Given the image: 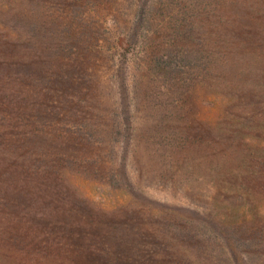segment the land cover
I'll return each instance as SVG.
<instances>
[{
  "label": "trees",
  "instance_id": "1",
  "mask_svg": "<svg viewBox=\"0 0 264 264\" xmlns=\"http://www.w3.org/2000/svg\"><path fill=\"white\" fill-rule=\"evenodd\" d=\"M139 95L163 101L175 168L205 187L194 217L160 211L180 217L177 253L264 234L240 204L264 197V0H0V264H96L102 226L140 209L80 181L109 186L108 132Z\"/></svg>",
  "mask_w": 264,
  "mask_h": 264
},
{
  "label": "rangeland",
  "instance_id": "2",
  "mask_svg": "<svg viewBox=\"0 0 264 264\" xmlns=\"http://www.w3.org/2000/svg\"><path fill=\"white\" fill-rule=\"evenodd\" d=\"M109 74L110 70H102L101 84L104 87ZM105 99L110 113L116 114L113 102L107 97ZM202 101L205 100H201L200 110L204 115L207 113V107ZM162 102L159 97L150 101L146 96L139 95L131 107L127 104L133 121L128 123L122 118L120 126L109 130L108 141L109 145L112 146V143L114 145V154L110 157L106 148L104 152L106 161L112 164V171L101 176V181L109 179V186L103 188L99 186L96 180L99 177L86 175L88 177L85 179L79 178L82 179L80 182L84 185L85 191L96 202L102 194L107 196L112 193L115 194L112 201L118 199L121 202L128 201L140 209L127 217L125 223L110 222L102 226L104 229H101L98 235L108 248L104 246L100 249L95 263L202 264L204 260L206 264H264V234L261 232L256 235V229L248 230L247 235L246 233L240 235V239L245 241L242 252L238 249L221 248L213 240L214 243L211 242L207 255L200 253L199 257V253H196L194 256L191 254L185 256L188 263L184 256L182 258L177 253L176 247L179 244L173 227L174 222L180 217L162 215L160 211L176 209L183 214V209L186 208L188 212L195 203L201 201L205 203L207 199L203 198L202 191L205 187L197 182L195 174H191L192 179L189 180L175 168L177 148L165 132L166 124L162 122L161 117L164 107ZM191 159L193 161V158ZM193 169L198 171L196 174L198 176L197 167L194 166ZM102 197L104 199V196ZM246 202L240 203L242 210L248 213L245 215L246 222L252 220L255 210L259 212V217L254 216L256 225L264 222V197L256 195L254 199ZM149 208L153 211L151 212ZM187 216L194 217L189 212ZM247 227H250L249 223ZM164 233L174 236L171 247H164L163 236H166ZM253 236L256 239H253Z\"/></svg>",
  "mask_w": 264,
  "mask_h": 264
}]
</instances>
